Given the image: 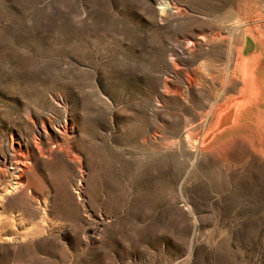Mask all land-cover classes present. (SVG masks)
<instances>
[{
  "label": "rangeland",
  "instance_id": "374dc122",
  "mask_svg": "<svg viewBox=\"0 0 264 264\" xmlns=\"http://www.w3.org/2000/svg\"><path fill=\"white\" fill-rule=\"evenodd\" d=\"M248 29L264 0H0V264H264V133L204 142Z\"/></svg>",
  "mask_w": 264,
  "mask_h": 264
},
{
  "label": "bare ground",
  "instance_id": "6f19581e",
  "mask_svg": "<svg viewBox=\"0 0 264 264\" xmlns=\"http://www.w3.org/2000/svg\"><path fill=\"white\" fill-rule=\"evenodd\" d=\"M242 35L243 43L231 50L224 72H208L212 82H219L224 96L223 103L215 107L214 125L204 137L205 144L212 148L228 144L240 135L248 141L260 140L264 133V42L260 34L249 29Z\"/></svg>",
  "mask_w": 264,
  "mask_h": 264
}]
</instances>
